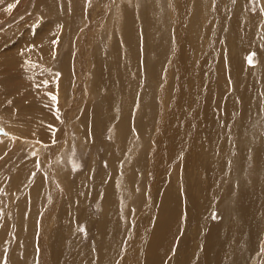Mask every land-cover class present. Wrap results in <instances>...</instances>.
Wrapping results in <instances>:
<instances>
[{"label": "rangeland", "instance_id": "374dc122", "mask_svg": "<svg viewBox=\"0 0 264 264\" xmlns=\"http://www.w3.org/2000/svg\"><path fill=\"white\" fill-rule=\"evenodd\" d=\"M128 1L129 0H127V2ZM133 1L135 2V4ZM146 1L149 2L146 3ZM172 1L176 2V0H165V1L164 0H141V1L132 0L131 3L132 5H129V7L134 8L136 10L135 12L137 13V15L140 14L141 17L142 14L144 13L143 17L147 18L145 20H152L154 18L152 10L153 7H156V9L159 10V14H163L165 16L166 14H168V16L170 17V21L172 23L173 16L170 15V11L171 12L173 11V6L171 4L173 3ZM185 1L187 2V0H182V1L177 0V2L181 4L184 3ZM208 1H209L208 6L206 5L204 6L203 9H200L201 4L199 2L197 3V0H192L191 3L195 4V12L193 11L187 16H181V20L179 21L180 23L178 22L177 24V28L179 32L177 33L179 35L178 37L179 44L183 45L188 41L187 45L191 44L190 47H192V44L195 43V45L199 49H195L194 53L192 51V57H187L186 55L187 45H185L184 47L185 55L182 56L183 62L177 65V67L183 68L179 74L181 80L186 81L182 102H180L179 100V103L175 104L173 98H171L170 101H166L163 105H161L162 100L166 96L165 93L160 92L161 91L160 88L161 85L165 83V78H166L165 70L169 64V62H165L163 69H159L160 62L162 61L161 57L166 60L169 59L172 60V57L175 53L174 50L175 39L173 38L172 41V38L168 35V33L165 34V37L168 39V41H170V44H168L167 46V44H164L163 42V37L161 32L157 31V34L161 36L164 49L162 47L157 48V44L152 43L154 47L151 46V44L149 46L152 50L144 47L142 48L143 52L142 50L138 52V54L135 57L136 69L133 68L132 70H130L131 65L129 68H127V71L130 72L132 71V74L134 75V77L129 75V77H133V83L126 84L124 89L120 88L119 77L113 81L111 80V77H113L115 73L118 71L114 68L116 67V65L112 63H110L109 67L111 69L110 70L108 69V74L106 72L104 74L105 76L102 74L103 80H100L102 86H100L101 84H99L98 79L95 80V82L91 81V79L94 80L96 76L95 72L97 70L96 69L97 62H99L100 64L105 59L107 60L110 59L112 54V47H114L112 46V44L115 43V40H119L118 41L119 43L121 41L123 42V39H121L122 35L120 34L119 30L125 32V30L122 29V27L123 26L126 27V22L128 20L126 14L122 13L123 26H119L118 23V26L115 27L114 24L116 25L119 17L121 16V13H118L117 15V9H119L122 6V4L126 6L127 3H124L125 1H123V3H120L118 0H95V1L89 0V2L88 0H75L73 3H75V8H77L78 11H80V13L78 11H76V13L73 11L68 16L73 18L75 17L78 22L76 21L75 24H71L67 26L63 18H61L60 25H58L57 26L58 28L55 29V26L58 23L56 22L57 20L54 21V18L49 14H46L47 16L45 15L42 16L41 11L36 4L37 3L36 0H0V127L3 129V132L0 133V264H22V263L23 264H57L61 260L63 261L60 264L63 263L70 264V261L73 260L75 257L76 259H78L79 257H80L79 259L84 258L83 256L81 257L80 256L81 254L80 253L78 254V252L74 253L75 256L65 254L63 259L59 258L58 256H55L56 254L55 247L59 245L58 241L59 239L62 238V235L65 232L67 233L69 232L68 233L70 236L69 238H71L70 240L71 243L67 244L68 248L70 247L69 249L73 250L74 252L76 248L74 246V240L75 241L77 240L80 243H83L82 245H85L87 247V251L90 250L88 251V253L90 252L92 261L94 260L93 263L95 261L96 262L94 264L99 263V256L102 254V251L100 250V248L97 247H98L99 235H100L99 230L101 229V226L103 224L100 223L103 218L102 208L100 207L106 200L108 190L109 189L111 190L113 188L116 189L119 187V185H117V178L115 177L117 172H119L118 165L122 162L123 168H125L127 166L125 165L128 161L127 158H129V156H126L125 158L122 159L123 153L125 152L124 151L125 148L123 146V143H121L122 141H120L121 139H119L120 133L115 131V129H118L120 132H123L121 130V127H118V119L120 117L122 110L125 112V115L128 116L127 132L128 134L131 135V138H132V134L135 133V131L141 129L139 134L142 139L146 140L144 153L141 155V159L135 160L134 173L130 177H128V180H126V182L129 183L131 194H136L138 192V188H140L139 185L141 183V180L146 174L148 175V173L150 172L149 162H150L151 152L153 149L152 142L156 138L154 133L157 130V126H158L157 123H159L157 119H153V118L155 116H159V114L162 112L164 107H165L164 110L165 112L163 113V115H167L168 112H173V116H172L173 118L172 117L168 118L170 123L172 124L171 125L172 128H170L171 126L165 123L166 121L164 122L161 121V123L159 124V125L162 124L161 127H163L164 125L169 127V128L168 127L166 128V126L164 127V132H166L167 130L166 133L169 136H166L167 143L162 142L164 145L163 144L160 145V150L164 151V155H159L158 157L155 154L152 160L154 166L158 169L157 171L159 172H157V174L154 175V179L152 183L151 182L149 184L146 183L142 188H140L141 196H143L145 193L148 192L147 189L149 188V185L150 186L152 185L151 186L152 190L154 188L157 189L159 187H165L164 189H168L169 183L170 184L173 183L172 186H175L177 188H186L187 186L186 184L189 183L190 174L192 173L191 171H193V168H188L189 164H186L184 171H187L186 168H188V172H182V174L180 172L178 173V175L174 176L175 177L174 181L173 180L170 181L169 179L172 172L170 171L171 168H169L168 159L172 158L171 153L174 149V142L177 131L182 125L186 126L190 116L193 117V121L200 128H202V126L206 123L212 124L213 122L217 124V127H223L222 115L225 113L226 118L229 119L230 118L232 119V117L236 118L233 126L238 127V123L243 112V103L245 98L239 100L238 97L237 98L235 97L231 98V97H233L234 93H236V95L239 94L240 96L243 85L246 84V80L242 82L241 79L244 77V79L246 78L248 80L249 75L245 76L248 70L252 71V69L258 67L259 69H261V65L259 64H263V59L260 58V56H258L255 49L254 50L247 49L248 50L247 51L245 48L243 53L247 51L244 53L245 56L244 60L246 61L245 66L247 67L241 68V71H239L240 69L237 68L235 70L234 61H231V58L229 61L228 57H225L227 52L229 57H231L230 56L231 54L229 53V49L227 50L224 48V44H222L223 39H221L220 34L221 33L223 34V32L225 34L226 32V34L228 35L227 36L225 34L226 38H231V32L230 34L228 32L230 29L229 26H231L232 19H234L236 12L239 10L238 8L240 7H243V9L244 7L247 8V6H250L251 3L255 4V0H245V1L244 0H208ZM222 2L224 5L222 4ZM231 2H233V4ZM238 2L241 3L242 5L244 3L245 4L242 6L241 4H238ZM82 4L84 8L87 5L88 7H90L91 5V7L94 8L92 9L90 7L91 9L89 8L90 10L88 9V11H86V8L82 9ZM9 5H14V6L9 8ZM105 5L107 7L106 12L103 11L105 10ZM196 6L199 7L197 8ZM206 8H208V10H205ZM246 8H245L246 12L250 14L256 12L257 6L256 9L253 10L252 12ZM115 9L116 11H114ZM197 9H199V11ZM259 10H260V4H259ZM69 11H70V7L68 6L65 10V14H67ZM206 11H208V13H206L205 18L203 19L202 12H206ZM77 13L79 14L80 20L77 19L76 17ZM261 14L262 11H260L259 15ZM218 15L222 16L220 24L214 23V18ZM174 18L176 19L177 17ZM53 21H54V23H52L53 27L52 29H49L51 27L50 23ZM228 22L230 25H228ZM108 23L110 29L107 28ZM172 25L176 26L175 23H172ZM74 26H76L75 27L76 29H74L75 31L71 28H68ZM148 26H149L148 28L149 30L152 29L151 26H153V23L151 24V26L150 25ZM224 27L225 29L228 27L229 28L227 29V31L226 30L223 31ZM256 27L257 25L255 23V26L252 31L253 38L255 36V32L257 29ZM48 29L49 31L52 30L53 32V36L48 44L41 45V42H37V43L34 41L30 42V40L33 39L32 35L38 36L39 34H44L45 31ZM53 29H55L56 31H53ZM112 29L114 31H111ZM214 32L218 35V37L216 36L215 41L212 40V38L214 37L213 34ZM182 36H184L185 38L182 39ZM256 36L260 37V33L257 34ZM263 36L264 35H262V39H261L262 41H263ZM112 37H115V39H113L114 42L112 40ZM242 39H244V36L242 37ZM242 39H239L237 42L239 46H242L241 45ZM77 42L83 44V46L80 49L83 54V57L86 59L87 62L89 61V63L96 68L94 70L92 69L93 72H91L89 75L88 74L84 75L80 79H76L73 76L72 81L71 79L69 81H65L62 79V75H61V73L64 72L65 70H69L70 74L76 76L75 72L77 69V65L74 63V53H76L75 43ZM256 45L257 48L260 50L262 44L257 43ZM146 50H150L152 55V59L148 63H147L148 61L147 55L149 54V51ZM33 52L35 53L39 52V54H45V53L46 54L43 57V59L42 58L38 59L35 55H33ZM105 52L108 53L106 54ZM163 52L165 53L162 54ZM129 53L130 52L128 51L126 52L127 55ZM49 54L51 55L54 54V55H52L53 57H51ZM224 54L225 56H223ZM103 55L105 57H103ZM100 56L102 57V59L100 58ZM232 57L238 59L235 54ZM137 58L140 67H138V63L136 62ZM222 59L226 61L228 67L225 66L224 68L227 75V87L225 91H223L221 94L218 91V87L220 84V76L222 77ZM82 62L83 61H81V63ZM61 63L64 64L62 70L59 69ZM110 71L113 72L110 73ZM211 71H212V75L209 76ZM233 74L234 77H230ZM258 75L261 76L260 73L256 74V76ZM177 77L178 75L174 77L176 81H177ZM130 79L131 78H129L128 81ZM231 79H234L237 82V84L235 85V90H233L232 86L229 85V81L230 83H232ZM166 83L169 82L166 81ZM261 85L262 84L257 85L255 91L257 95L259 92L264 96V90H263L264 85L263 86ZM107 87L108 90L106 89ZM78 88H81L82 90ZM77 92H79L80 94L82 92V94L79 96V93ZM107 92L110 93L111 97L117 94L119 99L118 102H120V99L123 102L125 96H127L129 99L133 100V103L132 105L128 106L125 109L126 106L124 101L122 103V110H121L120 107L115 108L114 105L117 102L112 101L110 106L105 107V109L104 108L99 109L102 107L104 99H107L106 98ZM202 93H203V100L206 105L201 104L198 106L199 97ZM81 96H84V99H81L80 98ZM53 97H55V99H53ZM206 97L209 98L208 102H206ZM79 100L83 101V107H82L83 109L81 108V111L78 113L79 115L78 118L72 120L71 116L73 114L71 113L73 109L77 107L75 104H78V102L80 103ZM216 100H218L217 105L219 108L216 106ZM226 101L229 103V106L223 110V107L227 103ZM206 106L210 110H208ZM229 108L230 111L228 110ZM95 109H97L96 111L98 110L100 111H98L96 114V111H94ZM88 114L90 116H88L87 119L86 117ZM113 117H115L116 119ZM259 118L264 119L263 114L262 115L260 114ZM88 120L89 121L96 120L95 122L103 125V129L99 133L100 134L99 135L95 131V122H94L92 129L93 131L90 130V136L92 140L87 137V135H89L88 134L89 132L88 131H87L88 133L85 132L86 131L85 127L89 122ZM173 120L174 121L176 120V122H174ZM230 122H233V120H229L228 123ZM173 127L175 128L174 134H172L171 131L173 130ZM224 127H227V125L225 124ZM130 129L132 130L130 131ZM82 131L85 132V135H83ZM29 132H33V133L32 134L30 133L31 134L30 135ZM80 134L86 136L85 141L81 136H79ZM10 136L12 138L11 140L9 138ZM192 136L195 137V132L190 133L189 128L185 127L184 140L182 145L188 143V145L191 146ZM45 137L48 139H46ZM102 137L103 138L105 137L104 138L105 140H102L103 139ZM59 139L63 143L62 152L57 156L52 157L50 163V156H51L50 151L52 149V146L62 145V143L56 144L59 142L58 141ZM95 139H97V141ZM86 141L88 143L90 141L92 145L89 146V144H87ZM159 141H156V143H161L162 141L161 137H159ZM215 141L216 142L221 141L220 136L215 137ZM23 142L26 146L23 144ZM135 142H133V144ZM125 144L126 145L130 144V141L127 143L125 142ZM44 145H47L46 149L43 148ZM182 145L178 148V150L181 149ZM99 146H103L104 148L109 149V151H107L106 149H98L97 147ZM164 146H167V148ZM118 147H120L121 149L123 148L122 149L123 153L120 154L117 153L119 155L116 156V154L110 152ZM19 148L21 151L19 150ZM237 149L240 150L241 146H237ZM236 159H238L241 166L238 167V170L240 169L239 170L240 175L245 177L246 180H251L255 178L256 180L264 183V174L262 173L256 174L252 171L251 159L247 161L237 157ZM211 172H212V177L208 180L210 187L207 193L209 194L213 193L212 195H214L217 192L216 187H219L217 186L218 184L216 183V179L218 178V175L217 176L215 175L214 169H211ZM99 173L104 174L103 176H100V180H101L100 182L96 178V176ZM229 174L232 176V172L229 171L227 178L229 177ZM156 175L157 178L155 179ZM79 176L81 177L82 180L81 182L83 185L81 183L79 185L78 183H76V186L77 187L79 186L77 189L81 187L86 188L83 190L84 193L81 196L83 197L86 196V193H87V197L90 196V193L88 192H90V190L92 189V197H95L94 191L96 190V188H102L100 194L96 195L98 196L97 197L98 199H96V201L90 203L85 207L89 212L88 217L90 216V218H92L94 215L92 220L91 219L89 220L88 217H87L88 219H86V221L88 220L90 222V225L88 222L84 221L83 219H80L82 214L87 213L86 211H84V209H81V205L83 204L82 202L80 203V210L76 213H73V210L69 211L71 207H67V206L64 207V205L67 204V200L72 198V195L74 193L72 192L73 190L72 188H74L75 186V185L72 186V184ZM232 185L233 184H231L230 186ZM123 187L128 188L125 185H123ZM194 188L197 187L194 186ZM225 188L226 186H223L221 188V195H219L220 197L218 196L217 199L220 201V198L222 197L221 205L225 203L228 195ZM69 190L71 192H69ZM13 191L14 192L16 191V193H14ZM32 192H35L34 197L31 194ZM54 192L57 193V197L54 199V201H51L50 198L53 196ZM180 195L182 196V201H183L184 193L180 191ZM195 198L198 200V205L201 206V202L204 200V198H200L199 196H195ZM126 200L124 199L121 204V206L122 205L124 206V202L125 201L128 202V204H126L123 207L125 208L124 211L128 210L129 212V210H131L129 214V219L126 222L129 223L131 230L133 229L136 231V232L133 230H132L133 232L131 231L132 236L133 234H135L133 238L136 237L138 238L139 235L143 231H145L144 229L147 226V222H149V220L151 219L150 223L152 224L155 218L152 219L151 216H149L150 218L149 219L148 216H144L142 211L143 209L134 211L133 210L134 207L133 209L132 207L130 208L131 206L130 203L132 202V200L130 198H127ZM159 200H161V198L158 197V199L155 202L153 201L155 205L154 208L156 209V211L159 210V205H160L159 203L161 202ZM53 204L56 206H54ZM71 204L72 201L69 203V205L71 206ZM117 204L119 205L118 209H120V204L118 203V199L117 197L114 196L112 203V210L114 215L117 217V220H119L120 210L118 209L116 210ZM187 204H188L187 200L186 201L184 200L183 208L185 212H187V206H188ZM73 205H74L73 208L76 207L75 201L73 202ZM48 208L53 210V213H50L49 218L46 217L48 215H44L47 211L50 212ZM217 211L218 208L215 207L214 209L211 210V214L215 215L217 214ZM261 211L264 212V205H262ZM75 214L77 216L79 215L80 216L77 217ZM134 217L136 220L134 219ZM76 218H78L79 220ZM42 219L44 221H42ZM74 220H77L78 222L75 223ZM140 221H143V225L145 224V226L142 225L141 227V224L139 223ZM52 222L54 224H52ZM120 222L117 223L118 226V227L116 226L117 230L119 229L120 225L123 224L122 223L123 221ZM135 223L137 226L139 225L140 228H138L135 225ZM87 224L89 227H87ZM230 224L231 222L227 221V225ZM66 226L68 227L66 228ZM135 226L137 227V230ZM123 229L125 230V226L123 227ZM45 230L48 231L52 235V237L53 236L57 237V242H55V238L52 240L51 237L47 236L48 233ZM257 230L258 231L254 233V239L251 241H248L247 239L243 238L244 237L243 235L242 236L239 235L240 230H236V232L238 231L237 232L238 236L235 237L233 246L235 247L240 246V247H237L238 248L237 250V248H233V246H231L230 247L231 249L229 248L230 249L229 252L232 251L239 252L244 257H246L248 253L251 254L255 253L256 256H260L264 254L263 251L264 246L262 244L264 235L262 233L263 232L262 227L261 229L260 226L257 227ZM222 234L225 233L222 232ZM122 235H120L121 243L128 242L125 243V245L129 243L130 244L134 243L131 241L133 239H130L131 236L129 237V240H126L125 238L127 236H125V233H123ZM44 236H46L45 240H40L43 239ZM225 236H227V234H225ZM102 238L104 241L105 235L102 236ZM177 238L178 236L176 237V240ZM29 239H31V241ZM90 239H94V242L92 244L87 243L90 242ZM133 241L142 242L141 239L138 240L134 239ZM43 244L46 245V247L43 246ZM78 245L80 246V244ZM135 245L136 243L132 244V246ZM176 246H177V242H175L174 248H176ZM254 246L256 248H254ZM79 250L81 251V249ZM134 251L135 249L129 252H132L135 255V253L137 252ZM199 251H200L199 249L196 251L190 249L188 251L191 255L190 257L194 255V257H192L193 259L190 258L188 264H194L201 257V255L199 256L198 254ZM174 253L175 252L173 251V255L172 253L168 254L169 259L168 260L166 259L167 262L171 258H173ZM72 257L74 258L72 259ZM115 259L116 256L113 258L112 261L113 264L115 262ZM254 259H255L254 256H249L246 260H244L245 262L241 261L239 264H251L252 262L254 263L253 261ZM107 260L108 259L104 261L102 260L103 261L102 264H105ZM166 260L164 261V263L166 262ZM74 261L75 259L73 260L72 264H74ZM258 261L259 259L255 261V264ZM77 262H79V260H77ZM80 263L84 264L81 260ZM214 263L217 264L216 262H212V261L209 264H214Z\"/></svg>", "mask_w": 264, "mask_h": 264}, {"label": "bare ground", "instance_id": "6f19581e", "mask_svg": "<svg viewBox=\"0 0 264 264\" xmlns=\"http://www.w3.org/2000/svg\"><path fill=\"white\" fill-rule=\"evenodd\" d=\"M36 1H37L36 4L39 7L42 16L43 15L47 16L46 14H49L54 18V21L57 20L56 22H58V23L56 24L55 29L58 28L57 27L58 25H60V19L61 18H63V20L67 26L71 25V24H75V22L77 21L75 17L73 18V17L68 16L73 11L75 13H76V11H78V9L75 8V3H73L75 0H36ZM118 1L120 3H123V1H125L124 3H127V5L124 6L122 4V6L119 9H117V15H118V13H121V16L119 17L116 25L114 24V26L115 27L118 26V23H119V26H123L122 13L126 14L128 20L126 22V27H124V26L122 27V29H124L125 32L119 30L120 34L122 35L121 39H123V42L121 41L122 43L120 42L121 43L120 44L118 42L119 40H115V43L112 44V46H114V47H112V54H111L112 58L111 57H110V59L108 58L110 61L105 59L100 64H99V62H97V64H96L97 68L93 67V65L90 64L89 61L87 62L86 59L83 57V54L80 50L81 47L83 46V44H81L80 42H77V43H75L76 53H74V63L77 65V69L75 72L76 76L70 74L69 70H65L64 72L61 73L62 79L65 81H69L71 79V81H72L73 76L76 79H80L84 75H87V74L89 75L96 68L97 70L95 72L96 73L95 79L94 80L91 79V81L95 82V80L98 79L99 84H101L100 80H103V75L105 74V72L108 74V69L109 70L111 69L109 67L110 63H112V64L116 65L117 68L116 67H114V68L118 71L117 72L114 71L116 73L113 77H111V80L113 81L119 77L120 78V83H119L120 88L124 89L126 84H132L133 83L134 75L132 74V71L131 72L127 71V68H129L131 65L130 70H132L133 68L136 69V67H135L136 66V64H135L136 58L135 57L138 54V52H140L142 50V48H144V47L152 50L149 47L150 44H151V46L154 47V45H152V43H156L157 48H159V47L163 48V42H164V44H167V46H168V44H170V41H168V39L165 37V34L168 33V35L172 38V41H173V38L175 39V47H174L175 53L172 57V60L171 59L166 60V59L161 57L162 61L160 62L159 69H163L165 62H169L168 66L166 67V70H165V77H166L165 83L162 84L161 88H160V90H161L160 92L165 93V96H166L162 100L161 105H163L166 101H170L171 98H173L175 104H178L179 100H180V102H182V97L184 94L186 81L181 80V77L179 76V74L183 68L177 67V65H179L183 62L182 56L185 55L184 47H185V45H187L188 41L183 45L179 44V42H178L179 35L177 34L179 32H178L177 24L181 20V16H187L190 13H192L193 11L195 12V4L191 3L192 0H187V2L185 1L182 4L178 3L177 0H176V2L172 1L173 3H171V4L173 6V11L172 12L170 11V15L173 16L172 17L173 18L172 23L176 24V26H173L171 21H170V17L168 16V14H166V16L163 14H159V10L156 9V7H153V10H152L154 18L152 20H145L147 18L143 17L144 13L142 14V17H141L140 14L137 15V13L135 12L136 10L134 8L129 7V5H132L131 4L132 0H129L128 2H127V0H118ZM88 2H89V0H88ZM148 2L146 1V3H148ZM198 2L201 4L200 9H203L204 6H206V5L208 6L209 1L208 0H197V3ZM239 2H238V4H241ZM231 3L233 4V2H231ZM134 4H135V2H134ZM222 4H223V2H222ZM259 4H260V10H259ZM85 5H86V3H85ZM68 6L70 7V11L67 14H65V10ZM133 6H136V5H133ZM250 6H247V8L244 7V9H243V7H240V8H238L239 10L237 12L234 11V12H236V14L234 16V19H232V23H231V26H229L230 29L228 31L229 34L231 32V38H226V35H227L226 32H225L226 35L224 34V32H223V34L222 33L220 34L221 39H223L222 44H224V48L227 50L229 49V53L231 54L230 55L231 57H229V55L227 54L228 52L226 53V50H225L226 56H225V54L223 56L228 57L229 61L231 58V61H234V63H235L234 69L236 70V68H237V69H240L239 71H241V68L247 67V66H245L246 61L244 60L245 59L244 53L247 52L249 49H253V50L255 49L258 56H260V58L263 59V64H259V65H261V69H259V67H258V68L252 69V71L248 70L246 72L245 76L249 75V77H248V80L246 78L244 79V77L241 79L242 82L244 80H246V84L243 85L240 96H239V94L236 95V93H234L233 97H231V98H234V97L237 98L238 97L239 100L245 98L244 103H243V112H242L241 118L239 120L238 127L233 126L236 118H233V117H232V119L226 118V114L224 113L222 115L223 127H217V124L215 122H213L212 124L206 123L202 126V128H200L193 121V117L190 116L186 126L182 125L179 128V130L177 131L176 137H175V142H174V149L171 153L172 158L168 159L169 168H171L170 171L172 172L169 180L174 181L175 175H178V173H180V172H181V174H182V172H188V168H193V171H191L192 173L189 172L191 174H190V178H189V183L186 184L187 185L186 188H177L175 186H172L173 183L172 184L169 183L168 189H164L165 187H159L156 189V188H154L155 187L154 186L153 187L154 189L152 190L151 189L152 185L151 186L149 185V188L147 189L148 192L145 193L143 196L140 195V188H142L144 186V184H146V183L147 184H149L150 182L152 183V181L154 179V175L157 174V172H159V171H157L158 169L154 166V163L152 161L155 154L158 157H159V155H164V151L160 150V145L163 144L162 142L167 143L166 136H169V135L166 133L167 130H166V132H164V127L166 125L163 124L164 126L161 127L162 124L161 125H159V124L161 123V121H163V122L166 121L165 123H167V125L171 126L172 124L170 123L168 118L173 116V112H168L167 115H163V113L165 112L164 111L165 107H164L162 112L159 114V116H155L154 118L151 117L153 119H157V121L159 123H157L158 124L157 130L154 133L156 138L152 142L153 149L151 152V157H150V162H149L150 172L148 173V175L146 174L143 177V179L141 180V183L139 185L140 188H138V192L136 194H131L129 183L126 182V180H128V177H130L134 173V169H135L134 162L136 159L137 160L141 159V155L144 153V150H145L146 140L142 139L140 134H139L141 129H139L137 131L134 130L135 133L132 134V138H131V135L128 134V132H127V130H128L127 129L128 116L125 115V112L122 110V103L125 101V106H126L125 109H126L128 106L132 105L133 100H131L127 96H125L126 99L124 98L123 102L121 99H120V102H118L119 99H118L117 94L115 96L111 97L110 93L107 92V96H106L107 99H104L103 105L99 109H103V108L105 109V107L110 106L112 101L117 102L114 105L115 108L120 107L122 110L120 117L118 119V127H121V130L123 132H120L118 129H115V131L120 133L119 139H121L120 141H122L121 143H123V146L125 148L124 153L122 150L123 148L122 149L120 148L121 146L110 151V152L116 154V156L119 155L120 153H123L122 159L125 158L126 156H129V158H127V160H128L127 163L124 161L126 163L125 165H127L125 168H123L122 162L118 165L119 172H117L115 177L117 178V185H119V187L116 189L113 188L111 190L110 189L108 190L106 200L104 201V203L100 207V208H102V212H103L102 213L103 218H102V221L100 222L103 224L101 226V229L99 230L100 235H99V242H98V247H97V248H100V250L102 251V254L99 256V263L100 264H102V262L106 259H108L106 263L113 264L112 261H113V258L115 256H116V259H115L114 264H163L166 259L167 260L169 259V256H168L169 253H172V255H173V251L175 252L173 258H171L168 262L166 260V262L164 264H188L190 258L193 259L192 257H194V255L192 257H190L191 255L188 252L190 249H192L193 251H196L198 249L200 251H202V252H200V251L198 252L199 256L201 255V257L194 264H205V263L209 264L211 261L216 262L217 264H239L241 261L245 262L244 260H246L249 256L255 257V259L253 260L254 263L252 261H250L253 264H255V261L258 259H259V261L256 264H260V263L264 264V254H262L260 256H256L255 253L254 254L248 253L247 256L244 257L239 252H233V251L229 252V250L231 249L230 247L233 246L235 237L238 236V234H237L238 231L236 232V230H240L239 235H241V236L243 235L244 236L243 238L247 239L248 241H251L254 239V233H256L258 231L257 227H259V226H260V229L262 227V231H263L262 233L264 235V229H263V227H264V212L261 211L262 205H264V183L256 180L254 177H253L254 179L246 180L245 177L240 175V173H239L240 169L238 170L240 163H239L238 159H236V157L240 158L242 160H246V161L251 159L252 160L251 161L252 171L256 174H261V173L264 174V119L259 118L260 114L261 115L263 114V118H264V96L262 94H260L259 92L257 95V93L255 91L257 85H260V84H262L261 86L264 85V36H263V41L261 40L262 35H264V23H263L264 22V0H255V4L251 3ZM256 6H257V9H256ZM90 7H91V5H90ZM90 7H88V5H87L85 7L86 11H88V9ZM117 7H118V5H117ZM145 7H147V6H145ZM196 7L198 8L199 6H196ZM83 8H84V6L82 4V9ZM91 8L93 9L94 7H91ZM245 8L249 9L251 12L256 9V12L248 14L246 12ZM106 9H107V7L105 5V10H103V11L106 12ZM138 9H139V7H138ZM143 9H144V7H143ZM230 9H231V7H230ZM197 10L199 11V9H197ZM205 10H208V8H206ZM114 11H116V9ZM140 11H141V9H140ZM140 11H139V13H140ZM232 11H233V9H232ZM260 11H262L261 15H259ZM78 12L80 13V11H78ZM211 12H210V14H211ZM202 13H203L202 17L204 19L206 16V13H208V11L202 12ZM229 13H232V12H229ZM76 17H77V19L80 20L78 13H77ZM174 17H177V18L175 19ZM81 18H82V16H81ZM192 19H193V17H192ZM221 19H222L221 15L216 16L214 18V23L220 24ZM111 20H110V22H111ZM139 20H140V22H139ZM54 21L51 23L48 22L51 24V27L49 29H52V27H53L52 23H54ZM229 22H228V25H230ZM152 23H153L154 27L151 26ZM255 23L257 25V27H256L257 29L255 32V36L253 38L252 31H253V28L255 26ZM261 24H262V26H261ZM108 25H109V23L107 24V28L110 27ZM148 25H150L152 27V29L149 30ZM75 27L76 26L68 27V28H71L74 30V29H76ZM115 27H112V28H115ZM225 27H226V25H225ZM225 27L223 28V31L224 30L227 31V29L229 28L228 27L225 29ZM49 29L46 30L44 34H39L38 36L32 35L33 39H31L30 42H32V41H34L36 43L41 42V45L48 44L50 42L52 36H53L52 30L49 31ZM55 29H53V31H56ZM243 29H244V31H243ZM111 31H114V30L112 29ZM157 31L161 32L162 37H163V42L161 40V36H159L157 34ZM221 32H222V29H221ZM259 33H260V37H258L259 35L256 36ZM50 34H51V36H50ZM213 34H214V37L212 38V40L215 41V38H216V36L218 37V35L215 32ZM243 36H244V39H242ZM184 38L185 37L182 36V39H184ZM113 39H115V37H112V40ZM239 39H242V43H241L242 46H239L237 44ZM244 40H245V42H244ZM140 41H141V43H140ZM113 42H114V40H113ZM109 43H110V41H109ZM257 43L262 44V47L260 50L257 48V45H256ZM64 44H62V45H64ZM190 46H191V44L187 45V51H186L187 57H192V51L194 53L195 49H199L195 45V43L192 44V47H190ZM110 48H111V46H110ZM245 48H246V50L247 49L248 50L243 53ZM150 50H146V51H149V54L147 55V58H148L147 63L152 59V55H151ZM127 51L130 52L129 53L130 55L126 54ZM146 51H144V52H146ZM142 52H143V50H142ZM164 53L165 52H163L162 54H164ZM45 54H39V52H37V53L33 52V55H35L38 59H41V58L43 59ZM54 54H52V55H54ZM59 54H61V53H59ZM234 54L236 55V57L238 59H235L232 57V56H234ZM49 55L51 57H53L51 54H49ZM100 55H102V54H100ZM106 56H108V55H106ZM103 57H105V56L103 55ZM100 58L102 59L101 56H100ZM81 61H83V62L81 63ZM136 62L138 63V67H140V64L138 62V58H137ZM225 66H227L226 61L224 59H222V77L220 76V84L218 87V91L221 94L223 91H225V89L227 87V75H226V72L224 69ZM63 67H64V64L61 63L59 69L62 70ZM111 67H113V66H111ZM255 71H258V72H255ZM260 71H262V72H260ZM112 72L110 71V73H112ZM258 73L261 74V76L258 75L260 77L256 76V74H258ZM129 75H131L133 77H129ZM177 75H178V77H177V81H176L174 79V77ZM210 75H212V71L209 74V76ZM230 77H234V74L231 75ZM129 78H131V79L128 81ZM169 79H170V81H169ZM231 80H232V83H230V81H229V85H231L233 90H235V85L237 84V82L234 79H231ZM166 81H168L169 83H166ZM100 86H102V84ZM174 88H175V90H174ZM78 89L82 90L81 88H78ZM106 89L108 90V87ZM80 90H78V91H80ZM263 90H264V86H263ZM77 93H79V92H77ZM116 93H117V90H116ZM81 94H82V92H81ZM81 94L79 93V96ZM80 98L84 99V96H81ZM122 98H123V96H122ZM208 101H209V98L206 97V102H208ZM201 104L206 105L204 100H203V93L199 97L198 106ZM217 104H218V100H216V106L218 107ZM75 105L77 107L75 109H73V111L71 113V114H73L71 116L72 120L78 118V116H79L78 113L81 111V108L83 107V101L81 100L80 103L78 102V104H75ZM228 106H229V103L227 102L225 104V106L223 107V110L225 108H227ZM96 110L97 109H95L94 111H96ZM208 110H210V109L208 108ZM228 110L230 111V108ZM98 111H100V110H98ZM98 111H96V114ZM88 116H90V115L89 114L87 115V117H86L87 119H88ZM113 118H115V117H113ZM229 120H233V122L228 123ZM95 121L96 120L89 121L85 127L86 128L85 132H87V131L89 132V133L87 132L89 134V135H87V137L89 139H91L90 130L93 129V124ZM149 122H151V121H149ZM174 122H176V120ZM135 124H137V123H135ZM225 124L227 125V127H224ZM231 125H232V128H231ZM134 126H136V125H134ZM220 126H222V125H220ZM83 127H84V124H83ZM167 127L168 126H166V128ZM185 127L189 128L190 133L195 132V137L192 136L191 146H189L188 143H186L185 145H182L183 140H184V129H185ZM170 128H172V126ZM102 129H103V125L95 122V131L98 134L102 131ZM131 130L132 129H130V131ZM169 130H171V129H169ZM174 130H175V128L173 127V130H171L172 134H174ZM150 131H152V130H150ZM85 132L82 131L83 135H85ZM30 133L32 134L33 132H29V134ZM111 133H113V132H111ZM83 135L80 134L79 136H81L85 141L86 136H83ZM99 135H97V136H99ZM217 136H220L221 141H218V142L215 141V137H217ZM3 137H5V136H3ZM159 137L162 138V141H161V143H156V141H159ZM9 138H10V140L12 139L11 136ZM104 138L102 140H105ZM135 138H136V140H135ZM46 139H48V138H46ZM97 139H95V140L97 141ZM58 141L59 142L56 144L62 143V141L60 139ZM129 141H130L131 146H130V144H128V145L125 144V142L127 143ZM24 142H23V144H24ZM133 142H135V143L133 144ZM3 143H4V141H3ZM86 143L89 144V146L92 145L90 143V141H89V143L86 141ZM99 145H101V144H99ZM120 145H122V144H120ZM181 145H182L181 149L178 150V148ZM46 146L47 145H44L43 148L46 149ZM62 146H63V143H62V145H59V146L58 145L52 146V149L50 151V154H51L50 163H51L52 157H55L62 152ZM237 146H241V149L238 150ZM164 147L167 148V146H164ZM20 148H19V150H20ZM97 148L98 149H106L107 151H109V149L104 148L103 146H99ZM20 153H22V152H20ZM117 153H119V154H117ZM12 156H13V154H12ZM186 164H189V165H188V168H186L187 171H184ZM156 166H157V164H156ZM161 168H163V167H161ZM211 169L215 170L216 176L218 175V178L216 179V183L218 184L217 186H219V187H216L217 192L216 193L214 192L215 193L214 195H212L213 194L212 192H211L212 194L207 193V191H209L208 189L210 187L208 180L212 177ZM229 171L232 172V176L229 174V177L227 178ZM184 174H186V173H184ZM103 175H104L103 173H99L96 176V178L99 182L101 181L100 176H103ZM156 178H157V175L155 176V179ZM183 178H181V179H183ZM236 178H237V180H236ZM81 181L82 180H81L80 176L77 177L74 182L72 181L73 182L72 186L75 185L74 188H72L73 189L72 192H74L72 195L73 199L72 198L68 199L67 204L64 205V207H66V206L71 207V209L69 211L73 210V213H76L80 210V203L82 202L85 206L82 204L81 209H84V211H86L87 213L82 214L80 219H83L84 221H86V219L89 218V220L90 219L92 220L94 215L92 218H90V216L88 217L89 212L87 211V209L85 207L87 205H89L90 203H93L94 201H96V199H98L97 198L98 196H96V195L100 194L102 188H96V190L94 191L95 197H92V189L90 190V192H88V193H90V196H88L89 198L87 197V193H86V196L83 197L81 195L84 193L83 190L86 188L81 187V188L77 189L79 186L78 187L76 186V183H78V185L80 183L82 184ZM231 184H233V185L230 186ZM123 185H125L128 188H124ZM164 186H165V184H164ZM194 186L197 188H194ZM223 186H226L225 190L227 191L228 195H227V199H226L225 203L221 205L222 197L220 198V201L217 199H218V196L221 195V188ZM180 191L182 193H184L183 201H182V196L180 195ZM212 191H214V190H212ZM69 192H71V191L69 190ZM14 193H16V191ZM31 194L34 197L35 192H32ZM114 196L117 197L118 203L120 204V209H118V206H119L118 204H117V208H116V210L117 209L120 210L119 211L120 212L119 220L121 219L120 221H123L122 222L123 224L120 225V227L118 229L120 231H118L116 228L117 223H119L120 221L117 220V217L114 215L113 210H112V203H113V197ZM195 196H199L200 198H204V200L201 202V206L198 205V200L195 198ZM56 197H57V193L54 192L53 196L51 198L50 197L49 198L51 199V201H54V199ZM158 197L161 198V200H159L161 202L159 203L160 204L159 210L156 211V209L154 208L155 207L154 202L158 199ZM127 198H130L132 200V202L130 203L131 206L130 205L129 206H130V208L132 207V209L134 207V209H133L134 211L143 209L142 211H143L144 216H148V218H149V216H151L152 219L155 218V220L152 224L150 223L151 219L149 218L150 220H149V222H147V226L145 227V229L143 228L145 231H143L139 235L138 238L137 237L133 238L135 234H133V236H132V232L135 230L132 229L133 230L132 231L129 223L126 222L129 219V214L131 211V210H129V212H128V210L124 211L125 208H123L126 204H128V202H126ZM38 199H39V197H38ZM124 199L126 200L124 202V206L123 205L121 206L122 201ZM184 200L185 201L187 200V203H188L187 204L188 205L187 206V212H185L184 208H183ZM71 201H72V204L70 206L69 203ZM74 201H75L76 207L73 208V206H74L73 202ZM5 205H6V203H5ZM54 206H56V205H54ZM215 207L218 208V211H217V214L214 215V214H211V210L214 209ZM55 209H56V207H55ZM194 210H196V211H194ZM49 211L50 212L47 211L44 214V215H48V216H46L47 218H49L50 213H53L52 209H49ZM24 213H26V212H24ZM58 214H59V212H58ZM213 215H214V217H213ZM79 216H77V217H79ZM58 218H59V216H58ZM73 218H74V216H73ZM148 218H147V220H148ZM76 219H78V218H76ZM134 219H135V217H134ZM42 221H44V220L42 219ZM74 221H75V223L78 222L77 220H74ZM143 221L139 222L141 224V227L143 225ZM227 221H230L231 224L227 225ZM3 222H4V220H3ZM86 222H88L90 225V222L88 220ZM44 223H46V222H44ZM52 224H54V223L52 222ZM43 225H46V224H43ZM135 225H136V223H135ZM124 226H125V230L123 229ZM143 226H145V224ZM67 227L68 226H66V228ZM87 227H89L88 224H87ZM137 227L140 228L139 225ZM137 227H136V230H137ZM35 229H33V230H35ZM46 232L48 233L47 236L51 237L52 240L55 238V242H57V237H55V236L52 237V235L48 231H46ZM222 232L227 234V236H225V234H222ZM68 233L67 232L63 233L62 238L59 239V241H58L59 245L57 247H55L56 248L55 249V251H56L55 256H58L59 258L63 259L65 254L73 256L75 252H78V254L80 253L81 254L80 256L81 257L83 256L84 258L79 259L80 258L79 257L78 259H76V257L75 258L72 257V259L73 258L75 259L74 264H81L80 260L84 264H94L96 261L93 263L94 260L92 261L90 252L88 253V251H90V250L87 251V247L85 245H82L83 243H80L79 241L74 240V246L76 247L75 250L76 249L77 250L76 251L74 250V252H73V250L69 249L70 247L68 248L67 244L71 243L70 242L71 238H69L70 236ZM123 233H125V236L128 237V239H127V237L125 238L126 240H129V237L131 236L130 239H133V240L134 239H137V240L141 239L142 242H136V241L131 240L132 242H134L132 244L136 243L135 246H132V244H130V243L125 245V243H128V242H125V243L120 242V240H121L120 235H122ZM104 235H105V239L103 241L102 236H104ZM136 236H138V235H136ZM177 236H178V238L176 240ZM45 238H46V236H44L43 239H40V240H45ZM106 239H107V241H106ZM29 240L31 241V239H29ZM255 240H257V239H255ZM93 242H94V239H90V242H87V243L92 244ZM175 242H177L176 248H174ZM243 242H245V241H243ZM78 244H80V246ZM262 244L264 246V239L262 240ZM81 245H82V247H81ZM43 246L46 247V245H44V244H43ZM237 247H240V246H237ZM237 247L233 246V248H237ZM254 248H256V247L254 246ZM79 249H81V251ZM134 249L137 252V253H135V255H134V253L129 252V251H133ZM225 249H226V251H225ZM240 249H242V248H240ZM248 249H250V248H248ZM237 250H238V248H237ZM263 251H264V249H263ZM192 253H194V252H192ZM22 254H24V253H22ZM44 256H45V254H44ZM117 256H118V258H117ZM26 257H28V256H26ZM143 257H144V259H143ZM73 260L70 261V264L73 263ZM77 260H79V262H77ZM96 260H98V259H96ZM249 260H250V258H249ZM62 261L63 260L59 261L58 263L60 264Z\"/></svg>", "mask_w": 264, "mask_h": 264}, {"label": "snow or ice", "instance_id": "6c2138e0", "mask_svg": "<svg viewBox=\"0 0 264 264\" xmlns=\"http://www.w3.org/2000/svg\"><path fill=\"white\" fill-rule=\"evenodd\" d=\"M14 5H9V8H11V7H13ZM54 43H55V41H54ZM53 99H55V97H53Z\"/></svg>", "mask_w": 264, "mask_h": 264}, {"label": "water", "instance_id": "95a60500", "mask_svg": "<svg viewBox=\"0 0 264 264\" xmlns=\"http://www.w3.org/2000/svg\"><path fill=\"white\" fill-rule=\"evenodd\" d=\"M3 132V129L0 127V133H2Z\"/></svg>", "mask_w": 264, "mask_h": 264}]
</instances>
